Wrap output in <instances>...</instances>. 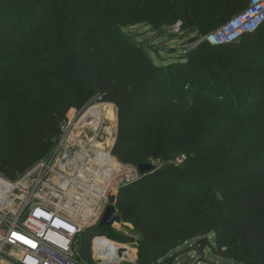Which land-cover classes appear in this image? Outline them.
<instances>
[{
    "label": "trees",
    "instance_id": "16d2710c",
    "mask_svg": "<svg viewBox=\"0 0 264 264\" xmlns=\"http://www.w3.org/2000/svg\"><path fill=\"white\" fill-rule=\"evenodd\" d=\"M248 3L203 1L202 14L211 7L217 18L202 24V34L217 31ZM160 8V16L167 17L164 4ZM149 10L146 0H0V13H7L0 26V174L16 180L46 158L68 113L101 95L118 111L113 156L135 168L163 166L118 193L116 209L136 236L90 228L81 238L83 262L92 263V238L102 236L134 244L135 264H176L173 252L191 241L195 244L189 251L205 262L210 250L234 264H264V70L253 71L247 89L254 102L235 107L225 102L230 92L241 90V66L264 69L245 55L246 48L264 41V25L235 44L199 45L205 53L229 60L217 68L213 85L218 88L201 100L192 94L194 88L187 92L188 78L178 87L173 69L180 64L155 65L150 48L123 33L142 23L141 11L148 12L149 26L174 25L169 18L158 25L159 14ZM48 23L52 34L47 37L54 41L30 34L33 24L43 31ZM32 45L43 49L45 85L22 89L17 96L9 90L17 73L34 76L28 56ZM202 111L206 119H196L194 112ZM178 159L183 162L177 164ZM200 193L209 197L206 205Z\"/></svg>",
    "mask_w": 264,
    "mask_h": 264
},
{
    "label": "built area",
    "instance_id": "2783aa9c",
    "mask_svg": "<svg viewBox=\"0 0 264 264\" xmlns=\"http://www.w3.org/2000/svg\"><path fill=\"white\" fill-rule=\"evenodd\" d=\"M263 25L264 0H249L244 11L204 41L211 46L235 44ZM94 99L81 119L78 109L68 113L48 157L16 180L0 174V264H88L81 257L82 235L99 226L110 198L141 176L138 168L130 170L113 156L114 142L102 145L107 103L101 95ZM107 247V238H92L91 264L138 261L137 249L118 254Z\"/></svg>",
    "mask_w": 264,
    "mask_h": 264
},
{
    "label": "rangeland",
    "instance_id": "374dc122",
    "mask_svg": "<svg viewBox=\"0 0 264 264\" xmlns=\"http://www.w3.org/2000/svg\"><path fill=\"white\" fill-rule=\"evenodd\" d=\"M149 3L150 10L149 12H160V6L164 4L165 10H168L167 17L164 15H158V22L163 23L168 18L174 22L172 27L168 26H159L152 27L147 24L148 12L143 13L141 11V19L142 23L133 26L124 28L123 33L128 36L130 39L134 40L138 45L144 46L146 49L150 48L149 57L151 61L155 65H168V64H180V67H175L173 69V73L175 78H177L178 87L188 78V84L190 86V90L187 92H191V89L194 88L192 94L201 97V100H204L205 97L209 96V90L214 88H218L217 85H213V80L216 79L217 68H223V65L227 64L229 60L228 56L223 54L212 55L205 53L202 49H200L199 45L204 42L205 36L202 34V24L204 22H212L215 18H217V14L214 13L211 7H208V12L206 15L202 14V10L204 9L203 1L212 0H146ZM11 13V12H9ZM7 16V13H0V26L4 24V20ZM17 17V15H14ZM36 29V30H35ZM47 33L52 34L51 23L46 24L43 31H39L36 28V25L33 24L31 28L32 35L39 34V40L46 39L48 41H54L52 37H47ZM43 50L38 45H32V50L28 51V56L30 60V70L34 76L23 75L22 72L17 73V78L13 86L9 87V90L17 95L22 96L20 90L26 89L30 91L31 89H38L45 85V79L43 78V69L42 62L40 59L44 58V55L41 53ZM190 54V58L185 60L184 58ZM246 58L248 60H253L255 62H259L264 68V41H260L256 48H246L245 51ZM241 70L243 71V84L240 91L230 92L225 102L231 104L235 107L237 102L243 104V102L252 103L254 102L253 93L247 91L248 87H250V82L254 78L253 71H261L264 70L262 68H258L256 65H246L241 66ZM199 74V75H198ZM229 78L227 79L224 87L221 91L225 96L226 90L229 88ZM211 98L212 102L215 101V95ZM200 100V101H201ZM189 101V100H188ZM94 102L95 99L88 101L79 111L77 119H81L85 113L90 109V104ZM98 103V101L96 100ZM195 101H191L190 105L192 106ZM106 104V103H105ZM111 104V103H107ZM115 106V105H114ZM116 110V120L113 118L106 119V130L107 134L103 140H101L104 148L111 147L113 142L114 145L117 141L118 135V111ZM204 111L194 112V117L196 119H206V115ZM264 114V108L261 110L260 115ZM217 116H224V113H219ZM110 136H109V135ZM113 145V147H114ZM56 144L50 154L54 151ZM113 151V150H112ZM49 154V155H50ZM48 155V156H49ZM47 156V157H48ZM156 166H163V164H155ZM130 170H135L132 166H126ZM135 175V174H134ZM138 176V175H137ZM200 200H203L204 205L208 200V196L202 195L201 193L198 195ZM205 199V200H204ZM113 230L123 236H136V231L133 227L124 221H121L119 224H115ZM109 240V239H108ZM107 240V243L112 244L113 246H118L119 243H111ZM210 242L215 244V237H210ZM195 244V241H191L186 243L183 247L177 249L173 252V254L177 253L178 258L176 260V264H234L232 262L225 261L223 259L215 257L212 252L207 250L206 258L207 262L202 261V257L194 251H189L191 246ZM121 245V244H120ZM134 245V244H132ZM127 248V247H126ZM128 249V248H127ZM132 252H137L135 247L130 248ZM127 251V250H124ZM125 262H131L128 259ZM138 262V261H137Z\"/></svg>",
    "mask_w": 264,
    "mask_h": 264
},
{
    "label": "water",
    "instance_id": "95a60500",
    "mask_svg": "<svg viewBox=\"0 0 264 264\" xmlns=\"http://www.w3.org/2000/svg\"><path fill=\"white\" fill-rule=\"evenodd\" d=\"M155 165L153 164H143L140 165L138 170L141 176L150 173L155 170ZM116 202H117V196H112L110 198V205L107 208V211L99 224V228L104 229H112L114 228L115 224H119L122 221L121 215L118 213L116 209Z\"/></svg>",
    "mask_w": 264,
    "mask_h": 264
},
{
    "label": "bare ground",
    "instance_id": "6f19581e",
    "mask_svg": "<svg viewBox=\"0 0 264 264\" xmlns=\"http://www.w3.org/2000/svg\"><path fill=\"white\" fill-rule=\"evenodd\" d=\"M104 112H105V115L107 116L108 119L110 118H113V120H116L117 117H116V110H115V106L113 104H108V105H105L104 106ZM90 115V113L88 114ZM108 240V239H107ZM110 241V240H108ZM111 243H114L112 241H110ZM110 247H107L109 248L110 252H114V253H118L120 254L121 252H124V250H129L130 248L128 247V245H125V244H119L118 246L120 247H117V246H113L112 244L110 243H107ZM115 244V243H114ZM128 249H127V248ZM108 250V249H107Z\"/></svg>",
    "mask_w": 264,
    "mask_h": 264
}]
</instances>
